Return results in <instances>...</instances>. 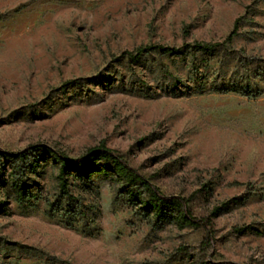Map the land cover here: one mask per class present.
<instances>
[{"label":"rangeland","instance_id":"374dc122","mask_svg":"<svg viewBox=\"0 0 264 264\" xmlns=\"http://www.w3.org/2000/svg\"><path fill=\"white\" fill-rule=\"evenodd\" d=\"M235 21L212 53L122 56L222 43ZM100 143L162 193L194 196V216L218 209L209 242L201 227L157 229L108 179L70 186L84 217L48 216V161L25 177L32 206L0 185V264H264V0H0V148L77 157Z\"/></svg>","mask_w":264,"mask_h":264},{"label":"trees","instance_id":"16d2710c","mask_svg":"<svg viewBox=\"0 0 264 264\" xmlns=\"http://www.w3.org/2000/svg\"><path fill=\"white\" fill-rule=\"evenodd\" d=\"M237 24L238 22L235 21L234 30L229 33L222 43L194 42L178 48L161 45L143 46L138 47L134 52H123L122 56L130 61H137L142 55L150 52H159L165 55H179L191 50L212 53L233 38ZM163 76L173 87L182 83L179 78L166 70L163 71ZM75 83V81L67 82L63 87ZM216 91L226 92L227 90ZM228 91L249 98H256L259 95L251 88H246V90L233 88ZM48 161L57 168L56 183L59 192L57 200H45V205L48 208L47 215L50 217L54 215H62L71 219L84 217L87 213V207L71 194L70 186L74 183H88L91 178L95 177L116 182L118 193L124 201L135 208L141 218L153 221V225L157 229H162L171 224L179 229L201 227L207 231L206 241L209 242L210 240L208 234L213 226V219L218 213V209L205 217L194 216L190 208L194 196L187 198L162 193L149 179L132 167L122 153L106 147L104 143L88 149L77 157H70L45 144L31 145L15 152L0 148V180L7 174V181L3 183L0 181V185L8 184L18 205L29 204L32 206V201L37 200V196L27 192L29 187L25 177L27 174L36 173ZM250 229V227H244L239 232ZM200 264L234 263L206 261Z\"/></svg>","mask_w":264,"mask_h":264}]
</instances>
